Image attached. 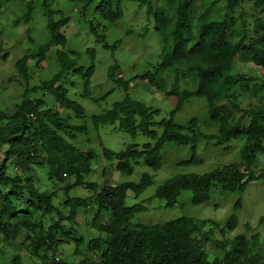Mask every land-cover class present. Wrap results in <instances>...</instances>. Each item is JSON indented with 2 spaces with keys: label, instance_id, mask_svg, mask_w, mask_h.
Segmentation results:
<instances>
[{
  "label": "clouds",
  "instance_id": "clouds-1",
  "mask_svg": "<svg viewBox=\"0 0 264 264\" xmlns=\"http://www.w3.org/2000/svg\"><path fill=\"white\" fill-rule=\"evenodd\" d=\"M257 53L264 0H0V264H264Z\"/></svg>",
  "mask_w": 264,
  "mask_h": 264
},
{
  "label": "trees",
  "instance_id": "trees-1",
  "mask_svg": "<svg viewBox=\"0 0 264 264\" xmlns=\"http://www.w3.org/2000/svg\"><path fill=\"white\" fill-rule=\"evenodd\" d=\"M207 2H211V0H207ZM254 51V49H253ZM253 60H254V64H252L251 66H254L256 68H264V57L260 56V53H257L256 55L253 56ZM255 77V76H253ZM130 184V183H129ZM211 264H215V261H211Z\"/></svg>",
  "mask_w": 264,
  "mask_h": 264
},
{
  "label": "rangeland",
  "instance_id": "rangeland-1",
  "mask_svg": "<svg viewBox=\"0 0 264 264\" xmlns=\"http://www.w3.org/2000/svg\"><path fill=\"white\" fill-rule=\"evenodd\" d=\"M249 67V69H251L252 70V72H253V76H255L256 74H257V71H256V68L254 67V66H251V65H249L248 66ZM203 101H195L194 103H202ZM126 183H131V181H125Z\"/></svg>",
  "mask_w": 264,
  "mask_h": 264
}]
</instances>
